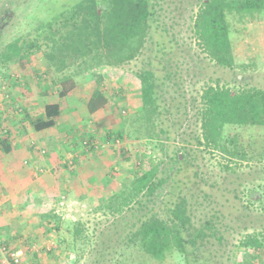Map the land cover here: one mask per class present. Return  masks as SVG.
<instances>
[{"label": "rangeland", "instance_id": "rangeland-1", "mask_svg": "<svg viewBox=\"0 0 264 264\" xmlns=\"http://www.w3.org/2000/svg\"><path fill=\"white\" fill-rule=\"evenodd\" d=\"M78 1L0 0V21L8 17L0 22V42L8 43L20 36L32 37L37 25ZM199 1L167 0L164 6L162 23L171 29L178 44L175 56L169 57L177 63L176 69L166 63L167 70L171 68L173 73V82L163 93L164 97L172 99L175 94L176 98L174 87L180 88L192 105V99H197L201 90L216 79L232 90L255 87L264 91V14L243 20L228 18L236 68L221 69L205 57L189 30L190 17ZM144 64L142 57L119 68L101 67L84 73L75 79L76 89L65 99L58 97L51 81L52 73L41 53L23 64L0 68L1 127L11 132L14 147L11 155L0 158V200L5 208L17 202L7 226H0V244L7 249L21 250L20 264H107L111 261L105 258L95 262L99 250L93 252L86 244L95 238L94 234L110 226L108 219H116L94 213V206L103 204L111 191H117L119 181L128 179L135 165L160 155L155 145L147 140L134 141L126 137L112 142L106 137L107 132L124 131V123H128L139 109L140 85L135 73ZM98 92L107 103L90 114L87 103ZM50 103L61 106L58 126L37 133L31 122L40 117L44 106ZM187 112L186 116L179 117L181 125L176 145L193 150L191 157L195 158L199 177H194L196 170L191 168L185 174L192 183H198L196 189L202 191L200 195L207 194L211 199L203 204L196 217L202 219L215 209L223 212L224 223L242 224L243 227L251 221L252 225L264 226V216L257 211L258 201L262 199L264 203L261 194L264 189V129L225 127V135L234 136L247 153L246 161L230 159L195 145L194 136L199 135L196 106H189ZM89 140H93L96 150L91 151L89 145L85 150L80 147L82 141ZM75 143L77 147L73 148ZM71 148L76 149L74 153L78 156L72 171L79 177L71 181V191L63 192L70 175L63 165L72 156ZM255 188L256 192L247 197V189ZM43 215L59 220L58 229L51 223L54 228L46 234L40 223ZM78 221L82 223L83 233L71 250L68 249L72 242L71 225ZM229 232L228 244L240 259L245 252H237L235 247L241 240V231ZM33 255L37 256L36 262ZM258 256L259 260L253 264H264V253L259 252ZM111 264H182V260L173 254L157 262L128 250L124 256L116 255Z\"/></svg>", "mask_w": 264, "mask_h": 264}, {"label": "trees", "instance_id": "trees-1", "mask_svg": "<svg viewBox=\"0 0 264 264\" xmlns=\"http://www.w3.org/2000/svg\"><path fill=\"white\" fill-rule=\"evenodd\" d=\"M166 1L79 0L37 25L32 37L0 42V68L23 64L41 53L52 73L58 97L65 99L76 89L75 79L84 73L101 67L119 68L143 57L145 64L135 73L140 85V107L124 123V131H110L106 137L112 142L126 137L134 141L144 139L153 143L160 155L135 165L128 179L119 181V189L111 191L103 204L94 206V213L116 217L108 219L110 226L86 243L93 252L99 250L95 262L109 258L107 264H111L116 255L124 256L130 250L157 262L176 254L182 264H253L259 260V252L264 253L263 224L255 226L250 221L241 227L242 224L224 223L223 212L215 209L202 219L196 217L211 199L207 194L200 195L198 183H192L185 174L191 168L196 170L194 177H199L195 158L191 157L193 150L178 147L176 136L181 125L179 117L187 115L189 106H196L199 135L194 136L195 145L246 161V151L234 136L225 135V127L264 129V91L255 87L232 90L216 79L201 90L197 99H192V105L180 88L174 87L176 98L175 94L172 99L165 98L163 93L173 82L170 69L177 67L169 57L175 56L178 45L171 29L162 23ZM195 7L189 30L201 52L215 66L234 70L228 18L243 20L264 14V0H201ZM106 103L98 92L88 101V112L94 114ZM1 116L0 113V153L9 156L14 150L12 135L1 127ZM61 116V106L50 103L31 126L37 133L51 131L58 126ZM82 142L80 147L84 150L88 145L91 151L97 149L93 140ZM72 146L77 147L76 143ZM73 148L69 150L72 156L63 165L70 172L78 158ZM224 168L229 170L227 166ZM254 192L256 188L247 189V197ZM261 194L264 196V189ZM260 200L257 211L264 216V203ZM40 220L46 234L54 227L58 229L59 220L54 217L43 215ZM71 227L72 242L68 249L74 250L83 227L79 221ZM238 229L242 236L235 250L245 252L240 259L227 239L229 230L237 233ZM33 257L36 262L37 256Z\"/></svg>", "mask_w": 264, "mask_h": 264}, {"label": "crops", "instance_id": "crops-1", "mask_svg": "<svg viewBox=\"0 0 264 264\" xmlns=\"http://www.w3.org/2000/svg\"><path fill=\"white\" fill-rule=\"evenodd\" d=\"M1 157H4V155L2 153H0V158ZM79 176L76 175L74 172H70V175L66 178L67 179V182L69 183L68 186H65L63 192H69L71 191L72 189H70L71 187V181L75 178L77 179ZM30 193V191L28 190L27 193ZM0 199H2L0 197ZM16 205H17V202L15 204H13V206H11V208H5L4 205L2 204V201H1V204H0V219H3L2 222H0V226H7V219H9L10 215L13 214L12 210L13 209H16ZM3 228V227H1ZM4 229V228H3Z\"/></svg>", "mask_w": 264, "mask_h": 264}, {"label": "built area", "instance_id": "built-area-1", "mask_svg": "<svg viewBox=\"0 0 264 264\" xmlns=\"http://www.w3.org/2000/svg\"><path fill=\"white\" fill-rule=\"evenodd\" d=\"M22 255L21 250L7 249L0 244V264H20Z\"/></svg>", "mask_w": 264, "mask_h": 264}]
</instances>
